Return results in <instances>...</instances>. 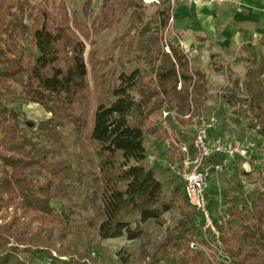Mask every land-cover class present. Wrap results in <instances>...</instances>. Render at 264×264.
<instances>
[{
	"label": "trees",
	"instance_id": "trees-1",
	"mask_svg": "<svg viewBox=\"0 0 264 264\" xmlns=\"http://www.w3.org/2000/svg\"><path fill=\"white\" fill-rule=\"evenodd\" d=\"M141 4V0H101L88 28L68 14L63 0H0V220L13 209L10 220L0 223V264H29L40 254L57 260L51 250L56 241L62 244L67 238L69 221L51 201L70 200L65 184L69 167L49 155L48 143L58 139L55 128L63 121L71 122L76 133L85 126L89 96L85 40L115 26L131 9L123 38L141 66L128 73L112 72L107 82H95L105 93L96 105L89 133L99 156L96 234L100 239H136L141 228L130 227L127 216L137 214L143 223L175 209V230L163 244L164 254L174 257L175 264H209L201 253L187 247L196 235V213L183 181L174 175L168 195L162 197V183L154 170L142 165L147 156L144 138L156 144L167 139L155 113L173 111L171 116L180 126H191L204 106V75L191 69L172 31L165 32L173 7L170 0L158 3L157 24L144 20ZM243 48L244 78L231 79L221 96L228 105H242L241 113L262 139L264 150V42L257 53L251 52L249 44ZM88 62L97 70L93 51ZM16 88L17 95L9 98ZM16 101L37 104L50 116L31 126L24 119L20 122L13 107ZM165 150L168 164L178 165L181 157L173 143ZM223 158L212 155L207 162L221 163ZM248 176L238 169L221 201L205 190L224 249L233 260L230 264H264V188L245 197L238 178ZM34 222L48 229L44 240L36 239L31 230Z\"/></svg>",
	"mask_w": 264,
	"mask_h": 264
},
{
	"label": "rangeland",
	"instance_id": "rangeland-1",
	"mask_svg": "<svg viewBox=\"0 0 264 264\" xmlns=\"http://www.w3.org/2000/svg\"><path fill=\"white\" fill-rule=\"evenodd\" d=\"M31 1L37 2L39 0ZM63 1L70 16L75 17L80 22L85 23L88 28H91L92 17L97 12L101 0ZM141 1L142 4L139 8L142 11L144 20L151 21V24H157L156 14L159 7L158 3L161 0ZM131 11L132 9L127 12V16ZM126 18L119 21L115 26L91 34L85 40L84 57L87 62L85 81L89 90L84 114L85 126L80 133H76L75 126L71 122L63 121L55 128L58 139L50 140L48 143L49 155L56 160H63L69 167L65 184L68 187L70 200L53 199L51 205L58 211L63 209L68 215L70 232L62 244L56 241L55 250H51L52 255L58 257L57 260H52L50 257L40 254L31 259L29 264H175L174 257L165 255L163 248L168 236L175 230V220L177 218L175 209L163 213L156 220H147L143 223L139 221L137 214L127 216L125 221L129 223L130 227L139 226L141 228L142 232L136 239L130 240L125 236L100 239L96 234L99 199L95 192L99 193V181L95 166L99 161V156L95 150V143L89 138V133L92 127L94 110L105 93H103L104 91L99 84L95 82L97 80L107 82V77L112 72L115 75L121 71L128 73L141 66V62L135 58L136 52L129 51L128 45H125L124 42L123 35L127 27ZM170 31H172L171 21L168 20L165 32ZM92 51L94 59L98 62L97 70H92L91 64L88 62ZM165 51H169L167 47H165ZM244 53L242 51L223 57L221 61L228 59L232 64V70L228 68L225 71L224 65L219 62L207 68L209 73H213L212 76L210 75L212 80H205V102L203 109L198 114L215 113L217 123L216 128L211 132L212 139L222 137L225 138V142L230 140L240 143L249 153V159L244 166H242L244 159L239 157H233V161L228 157L223 158L221 169L208 177L206 187L214 195H218L219 201H221L227 183L238 172V169H242L249 174L248 178H238L245 197L251 196L253 191L263 190L264 188L262 139L252 128L248 127L249 119L241 113L242 105L240 103H236L235 106L228 105L221 96L224 85L231 82V79L244 78L247 67L244 61L247 54ZM189 63L192 70L197 69L196 66L191 64L190 60ZM229 74L230 78L228 77ZM226 79H228L227 82ZM100 89L103 92L100 93ZM17 91L16 88L14 94H11L9 98L17 95ZM108 99L110 100L111 97H108ZM13 107L19 113L20 122L24 119L33 124L50 116L41 106L34 103L16 101ZM165 110L167 109L160 110L154 115L158 127L163 131L165 130L160 125V119L162 111ZM171 115L174 116V112ZM168 123L176 139L191 147L192 134L195 128L194 119H192V125L189 127L180 126L172 116L169 118ZM169 142L168 135L164 142L165 145L156 144L147 136L144 138L147 156L142 165L154 170L156 178L162 183V197L168 195L170 184L176 179L174 171L169 168L171 164H168L166 158L167 152L165 149ZM8 212V217L0 220V223L10 220L13 209L10 208ZM32 229L36 232L38 241L44 240L49 235L48 229L41 228L36 222L32 224ZM52 235H57V231H54ZM193 238L187 242L189 250L192 249L188 246V243ZM203 257L207 260L204 255Z\"/></svg>",
	"mask_w": 264,
	"mask_h": 264
},
{
	"label": "crops",
	"instance_id": "crops-1",
	"mask_svg": "<svg viewBox=\"0 0 264 264\" xmlns=\"http://www.w3.org/2000/svg\"><path fill=\"white\" fill-rule=\"evenodd\" d=\"M171 30L174 41L184 45L195 70L210 81L213 73L207 68L213 64L219 62L225 71L232 70L228 59L221 61L223 57L244 51L247 44L252 53L258 52L264 42V0H175ZM215 128L216 124L208 131V138L224 141L222 137L212 139ZM228 158L233 161V157Z\"/></svg>",
	"mask_w": 264,
	"mask_h": 264
},
{
	"label": "built area",
	"instance_id": "built-area-1",
	"mask_svg": "<svg viewBox=\"0 0 264 264\" xmlns=\"http://www.w3.org/2000/svg\"><path fill=\"white\" fill-rule=\"evenodd\" d=\"M173 5L174 0H170ZM171 21V17L169 19ZM183 48L181 41L178 42ZM173 112L162 111L160 125L166 131L168 139L178 149L181 160L178 165H170L182 181L188 203L194 208L196 217L193 220L196 235L189 241L188 246L195 252L204 255L209 264H230L232 258L224 249L220 238V230L214 223L208 198L206 197V181L211 171L215 173L221 169V163H208L212 155L220 157H239L244 159L242 166L249 159V153L243 145L236 142L210 140L207 136L216 124V115L211 112L207 115L194 117L195 128L192 134L191 147L178 141L169 126L168 120ZM189 115H186L187 118ZM221 215L220 204L217 208Z\"/></svg>",
	"mask_w": 264,
	"mask_h": 264
},
{
	"label": "water",
	"instance_id": "water-1",
	"mask_svg": "<svg viewBox=\"0 0 264 264\" xmlns=\"http://www.w3.org/2000/svg\"><path fill=\"white\" fill-rule=\"evenodd\" d=\"M28 124L31 126L32 123L31 122H28Z\"/></svg>",
	"mask_w": 264,
	"mask_h": 264
}]
</instances>
